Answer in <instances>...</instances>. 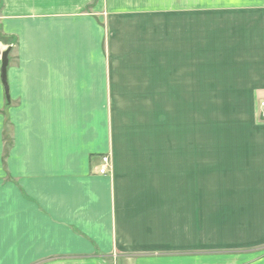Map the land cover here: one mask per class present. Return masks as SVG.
I'll use <instances>...</instances> for the list:
<instances>
[{"label":"crops","instance_id":"obj_1","mask_svg":"<svg viewBox=\"0 0 264 264\" xmlns=\"http://www.w3.org/2000/svg\"><path fill=\"white\" fill-rule=\"evenodd\" d=\"M6 50L0 264H264V0H0Z\"/></svg>","mask_w":264,"mask_h":264},{"label":"built area","instance_id":"obj_2","mask_svg":"<svg viewBox=\"0 0 264 264\" xmlns=\"http://www.w3.org/2000/svg\"><path fill=\"white\" fill-rule=\"evenodd\" d=\"M259 115L264 120V101L260 104ZM99 175H107L110 171V157L108 155L101 157Z\"/></svg>","mask_w":264,"mask_h":264},{"label":"water","instance_id":"obj_3","mask_svg":"<svg viewBox=\"0 0 264 264\" xmlns=\"http://www.w3.org/2000/svg\"><path fill=\"white\" fill-rule=\"evenodd\" d=\"M8 54H9V50H6L5 52L0 53V58H1V80H2V83H3L5 88H6V70H7V66H8Z\"/></svg>","mask_w":264,"mask_h":264},{"label":"rangeland","instance_id":"obj_4","mask_svg":"<svg viewBox=\"0 0 264 264\" xmlns=\"http://www.w3.org/2000/svg\"><path fill=\"white\" fill-rule=\"evenodd\" d=\"M158 16H159V15H157V19H156L157 21L159 20V17H158ZM202 33H203V32H202ZM99 169H100V168H99Z\"/></svg>","mask_w":264,"mask_h":264}]
</instances>
